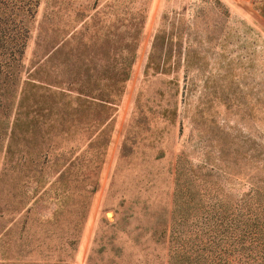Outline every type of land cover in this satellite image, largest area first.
Here are the masks:
<instances>
[{
	"label": "rangeland",
	"instance_id": "obj_1",
	"mask_svg": "<svg viewBox=\"0 0 264 264\" xmlns=\"http://www.w3.org/2000/svg\"><path fill=\"white\" fill-rule=\"evenodd\" d=\"M0 2V65H18L0 94V264H170L176 162L220 136L236 197L264 192V0Z\"/></svg>",
	"mask_w": 264,
	"mask_h": 264
},
{
	"label": "trees",
	"instance_id": "obj_2",
	"mask_svg": "<svg viewBox=\"0 0 264 264\" xmlns=\"http://www.w3.org/2000/svg\"><path fill=\"white\" fill-rule=\"evenodd\" d=\"M3 36L0 30V42ZM17 67L0 65V94L4 93L3 90L7 92L5 87L14 83ZM128 67H120L119 74L123 79L128 77ZM112 76L118 77L117 73ZM84 82L80 85L87 88ZM113 88L116 90L117 86ZM103 92L106 91L101 90L98 95L103 97ZM47 109L51 113V107ZM39 110L42 106L36 105L35 111ZM38 121L35 117L26 121L24 133L39 124ZM23 122L17 117L14 124L21 127ZM219 138L227 144L211 145L206 159L197 166H187L179 159L176 162L169 234L170 264H264V192L255 185L242 197H236V187L223 178L224 173L229 172V165L219 162L225 156L223 154H230L232 142L223 136ZM211 155L215 156V162L208 161Z\"/></svg>",
	"mask_w": 264,
	"mask_h": 264
}]
</instances>
